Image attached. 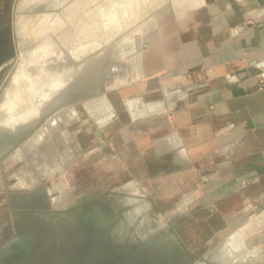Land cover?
<instances>
[{
	"label": "crops",
	"instance_id": "crops-1",
	"mask_svg": "<svg viewBox=\"0 0 264 264\" xmlns=\"http://www.w3.org/2000/svg\"><path fill=\"white\" fill-rule=\"evenodd\" d=\"M168 1L177 14L150 22L143 83L113 93V120L97 109L109 128L98 143L132 174L129 186L207 209L212 235L262 223L254 243L264 264V0Z\"/></svg>",
	"mask_w": 264,
	"mask_h": 264
},
{
	"label": "rangeland",
	"instance_id": "rangeland-1",
	"mask_svg": "<svg viewBox=\"0 0 264 264\" xmlns=\"http://www.w3.org/2000/svg\"><path fill=\"white\" fill-rule=\"evenodd\" d=\"M117 1L114 0L115 4L112 0H82V3L81 0L9 1V18L15 29L16 49L9 60L0 65V118L5 116L4 102L10 98L21 80L20 54L35 52L34 56H41L38 59L47 58L43 56L47 49H41V46L39 50L35 48L37 44L39 46L45 43L48 38L58 47L49 56L51 59L48 57L50 61L47 63L50 67H55L57 62L59 66L69 65L67 69L70 70L71 65L75 68L82 60L87 58V61L96 56L101 57V63L98 65L94 83L87 84L91 86L88 88L93 93L88 98L67 105L70 106L68 108H59L44 116L41 122L44 128L39 133L33 132L17 143L14 142V136L10 137L8 132L3 131L0 139V148L4 149L0 157V250L13 245L19 239L20 234L15 229L19 223L25 225L33 235L31 237L38 252L58 253L62 246L61 238L70 235L71 231H78L81 226L74 220L76 215L82 213L78 204L88 200L99 206L103 202L107 204L109 213L120 218L127 234H133L131 228L134 221L130 219V213L135 209L139 213L135 218L138 225L145 217L157 218L162 224L168 221L170 226L187 223L183 227V234L189 247H193L190 235L198 232L200 248L197 249L212 250V253L207 254L213 260L212 264H258V250L254 241L258 226L262 223L258 224L254 220L247 228L244 227L245 232L242 234V228L238 227L239 230L227 235V230L212 235L205 220L209 213L207 209H181L177 203L179 198L182 199L181 194L164 199L158 195L152 196L148 190L146 192L145 189L129 186L127 181L132 174L128 170H121L118 162H114L109 156L108 150H103L98 143L97 136L100 135H96V132L108 133L109 128L103 122V117L98 116L97 109L100 105L107 106L104 119L113 120L112 113L116 110L111 98L113 93L127 89L135 81L141 80V83L149 73L150 61H146V55L152 51L149 30L154 27L150 22L157 20L160 25L164 19H161L162 16L165 17L170 10L176 13L178 5L176 1L169 3L168 0H132V3ZM72 10L73 14H70ZM79 39H87L88 43L78 47L76 43ZM68 44L77 45L73 48L74 54L72 49L68 52ZM86 52L88 56L85 55ZM29 63L25 73L29 71L33 77L36 70H31L33 64L31 61ZM10 73V80L6 82ZM41 81L38 79L32 83L29 91L22 89L25 93L21 98L24 105L19 108L15 106L16 109L12 111L9 109L8 116H16L17 110L23 111L24 117L29 116L28 112L33 108L31 105H35L32 104L34 99L30 97L34 95L35 89L40 90L35 97L38 106L58 86L57 81L43 85L40 84ZM43 95L46 96L42 98ZM3 100L5 101L2 102ZM68 110L73 111L70 118H66ZM4 140L10 143H5ZM75 157L77 159L73 160ZM54 161L56 167L53 166ZM57 196L65 197L64 204H75L71 210L73 213L65 209L68 205L54 204L53 200ZM152 201L154 203L149 204ZM152 206L153 213L150 214L148 207ZM210 236L212 245L209 246L206 242Z\"/></svg>",
	"mask_w": 264,
	"mask_h": 264
},
{
	"label": "flooded vegetation",
	"instance_id": "flooded-vegetation-1",
	"mask_svg": "<svg viewBox=\"0 0 264 264\" xmlns=\"http://www.w3.org/2000/svg\"><path fill=\"white\" fill-rule=\"evenodd\" d=\"M9 1L0 0V65L8 61L16 49L15 29L9 18ZM74 206L71 203L65 209L71 211ZM78 206L82 213L74 220L81 226L78 231H71L70 235L61 238L62 246L58 253L38 252L31 237L33 235L25 225L17 224L15 229L20 234L18 240L23 244L22 252L30 257L31 264H212L213 260L207 256L212 250L197 249L200 248L198 232L189 234L193 245L189 247L183 234L187 223L170 226L168 221L162 224L157 218L145 217L138 225L135 218L139 213L134 209L130 213V219L134 221L131 228L133 234H127L120 218L113 217L104 202L99 206L84 200ZM153 208L148 207L150 214ZM206 222L212 232V218ZM206 243L212 245V236Z\"/></svg>",
	"mask_w": 264,
	"mask_h": 264
},
{
	"label": "bare ground",
	"instance_id": "bare-ground-1",
	"mask_svg": "<svg viewBox=\"0 0 264 264\" xmlns=\"http://www.w3.org/2000/svg\"><path fill=\"white\" fill-rule=\"evenodd\" d=\"M107 1H109V0H107ZM112 1H113L112 3L115 4L114 0H112ZM115 1H117V0H115ZM125 1H127L126 3H128V2L132 3V0H129V1L125 0ZM133 1L135 2V0H133ZM80 3H82V0H81ZM128 5H127V8H128ZM78 6H79V4H78ZM130 6H131V4H130ZM99 9H101V8H99ZM124 9H126V8H124ZM71 12H70V14H73V10ZM128 13H130V12H128ZM95 14H96V12H95ZM98 16H99V14L97 15V17ZM66 36H67V32L64 33V38H66ZM45 41H46V38H45ZM85 42H87V39L86 40L85 39H83V40L79 39L76 44H78V47H81L82 44L85 43ZM42 45H44V46H42ZM42 45L38 46V44H37L36 45L37 47L35 48V50L36 49L39 50L40 46H41V49H47V53H45L43 55L44 57L47 56V58L51 55L52 51H54L56 48L58 49V47H56V44L54 42H51L49 38ZM68 45H69V46H67L68 52H69L70 49H72L73 53L72 52L71 53L74 54V50L75 49H73V48H75L77 45H75V46H73L72 44H68ZM83 45H85V44H83ZM27 52H23V53L21 52L22 54H20V56H19V61H22L21 68L19 70V74L21 75L20 76L21 80L19 81L16 89L11 94L10 98L8 100H6L8 98V95H7V97L5 98L6 101L5 100L2 101V102L5 101L4 103L6 105V108H3L4 109L3 110V114H5V116L0 118V139L2 137L3 131L8 132L10 134L9 135L10 137L14 136L13 138H16V140L21 139V137H23L25 134H28L32 129H35L34 130V134H36L37 132L39 133V131L42 128H44L42 126V123L39 124V121H40V119L42 117L46 116L49 113L51 114L53 111H55V110H57L59 108L66 107L67 105L64 104L65 101L74 100L75 98H79V97L83 96L84 94L90 93L91 90H89L88 87L91 88V86H87L86 84H88L89 82L90 83L91 82L94 83V81L96 79L97 71H98V65L101 63V57H97L96 56L94 58H91V59L87 60L88 61L87 62V61H85L87 58L83 54V56L86 59L82 60L84 58L81 57L82 61L78 60V61H81V62L79 64H77L75 68L71 65V68L69 70V68L67 69V66H69V65L64 64V65L59 66L57 62H56V64H54L55 67H50V64L47 63V61H50V59H51L50 57H49L50 59L49 58L48 59L47 58L38 59V57H41V56H39V54L34 56L33 53H35V52H31V53H27ZM78 52H79V48H78ZM87 53L88 52H86L85 55ZM58 54H61V53L59 52ZM76 55H77V53H76ZM57 56H59V55H57ZM86 56H88V55H86ZM30 61L33 64V67H34V68L32 67L31 70H33V69L36 70L35 71L36 74L34 73L33 77L31 76V74H29V71L27 72L28 74L25 73V71H27V69H28V65H30V63H29ZM41 61H43V62H41ZM51 61H53V60H51ZM65 63H67V62H65ZM62 66H63V68H62ZM72 67H73V71H72ZM28 75H30L31 77H29ZM10 76H11V73L9 74L8 79L5 80L6 82H8L10 80ZM15 77L17 78L16 75H15ZM38 79L42 80L40 82V84H42V85L46 84V83H53V82L57 81L56 84H58V86L50 93V97L42 99L38 106H37L38 101H37V98H35V97L38 95L40 90H39V88L35 89L34 95L30 96L31 99H34L33 101L31 100L32 104H35V105H31V106H33V108H32V111L28 112V113H30L29 116L24 117L23 116L24 115L23 111H19V110L16 111V113H15L16 116H14V115L13 116H8V112L10 113V110L12 111V110L16 109V107L19 108L20 106L24 105L23 100L21 98L24 96L25 93L23 92L22 89L25 88L27 91H29L30 88H31V84L34 83ZM73 79H74V81H73ZM14 80L16 81V79H14ZM30 81H32V82H30ZM13 83H15V82H13ZM7 89H9V88H7ZM10 89H11V86H10ZM3 90H4V88H3ZM33 91H34V88H33ZM3 92L4 91H2V93ZM6 94H5V96H6ZM47 94H49V90H47ZM45 96L46 95H43L42 98L45 97ZM1 99H4V98H1ZM21 103H23V104H21ZM68 107H70V106H67L66 108H68ZM94 108H96V107H94ZM16 124H19V126H17V127L14 126ZM20 125H21V127H20ZM46 126L48 127V125H46ZM8 128H10V129L15 128L17 130L14 131V130H10ZM5 137H7V136L5 135ZM7 138H9V137H7ZM37 138H39V137H37ZM16 140L14 142H16ZM4 141H5V143H10V141H6V140H4ZM3 153H4V149H3V147H1L0 148V157H1V155H3Z\"/></svg>",
	"mask_w": 264,
	"mask_h": 264
},
{
	"label": "water",
	"instance_id": "water-1",
	"mask_svg": "<svg viewBox=\"0 0 264 264\" xmlns=\"http://www.w3.org/2000/svg\"><path fill=\"white\" fill-rule=\"evenodd\" d=\"M249 72L251 74H256L259 72V69H257L256 67H253L249 69ZM92 93L93 91H90V93L84 94L83 96L79 98H75L74 100L65 101L64 104L70 105L74 101L88 98ZM43 119L44 117L40 119L39 124L43 122ZM34 130L35 129H32L28 134H25L23 137H21V139L16 140V142L19 143L21 140L28 137L31 133L34 132ZM97 134L100 135L101 132L97 131ZM22 250H24L22 242H20L19 240H15L13 245L0 250V264H31L30 257H28V255H25V253L22 252Z\"/></svg>",
	"mask_w": 264,
	"mask_h": 264
},
{
	"label": "built area",
	"instance_id": "built-area-1",
	"mask_svg": "<svg viewBox=\"0 0 264 264\" xmlns=\"http://www.w3.org/2000/svg\"><path fill=\"white\" fill-rule=\"evenodd\" d=\"M260 81H261V82H260V87H261V88H264V78H261Z\"/></svg>",
	"mask_w": 264,
	"mask_h": 264
}]
</instances>
